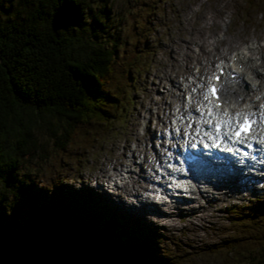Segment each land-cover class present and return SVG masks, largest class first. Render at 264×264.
Instances as JSON below:
<instances>
[{
  "label": "trees",
  "instance_id": "1",
  "mask_svg": "<svg viewBox=\"0 0 264 264\" xmlns=\"http://www.w3.org/2000/svg\"><path fill=\"white\" fill-rule=\"evenodd\" d=\"M159 1L125 0L132 21L114 30L107 0H20L12 10L0 0V14L12 17L0 16V203L9 187L25 214L18 224L0 220V264H178L154 231L117 219L85 191L54 179L38 189L29 173L18 175L34 151L47 152L34 129L46 130L50 150L63 156L121 119L149 64L143 20ZM224 210L230 234L217 250L233 264H264V201Z\"/></svg>",
  "mask_w": 264,
  "mask_h": 264
},
{
  "label": "rangeland",
  "instance_id": "2",
  "mask_svg": "<svg viewBox=\"0 0 264 264\" xmlns=\"http://www.w3.org/2000/svg\"><path fill=\"white\" fill-rule=\"evenodd\" d=\"M248 2L160 0L154 14L143 20L149 28L144 35L149 45V64L136 81L131 103L123 110L121 119L112 122L108 130L97 132V138L85 137L90 139L89 144L67 146L63 153H68V156H60L50 150L46 130L34 129V137L46 143L47 152L39 155L38 151H34L29 161L22 162L18 175L29 173L38 189L45 188L46 181L54 179L60 189L77 193L85 191V197L97 198L92 200L104 209L112 210V216L117 219L131 220L142 228L154 231V235L160 237L155 241L175 255L178 264H233L229 255L224 259L222 252L216 248L230 234L224 207L230 203L239 207L250 206L256 199L264 201V179L252 181L233 177L226 186L203 184L198 190H193L191 200L179 199V204L172 200L167 205V210L172 211L159 205L165 210L163 215L158 207L156 209V204L141 202L138 197L154 194L144 190L154 186L151 180L157 179L153 168L158 169L159 174L162 168L155 161L154 155L157 159L159 155L154 153L150 144L158 140L162 127L172 122V113L183 102L188 78L195 75V69L200 66L201 72H209L212 69L209 65L215 63L217 57L227 58L224 52L230 55L232 50L238 49L243 53L249 45L251 57L262 55L264 59V0H254V5L249 8ZM18 3L20 0H7L3 9H15ZM97 3L98 0H93L91 6L96 7ZM107 4V14L112 21L114 19V30L118 24L123 25L124 30L128 29L134 13L124 11L125 0H107ZM0 16L3 19L7 16L12 18L5 10ZM254 63L258 64V69L264 68V60L251 65ZM248 72L245 69V74ZM259 79L264 82V73ZM192 109L193 105L188 111ZM59 165L61 170H58ZM110 172L119 175L112 189L106 191L93 186V179L104 178ZM23 188L24 184L15 187V190L22 191ZM8 189L0 203V220L11 218L14 224H18L25 220L24 203L20 202L19 195L10 193ZM135 189L142 191L139 195H131ZM127 191L131 193H125ZM113 192L124 195L121 202ZM248 199L253 201L248 204Z\"/></svg>",
  "mask_w": 264,
  "mask_h": 264
},
{
  "label": "snow or ice",
  "instance_id": "3",
  "mask_svg": "<svg viewBox=\"0 0 264 264\" xmlns=\"http://www.w3.org/2000/svg\"><path fill=\"white\" fill-rule=\"evenodd\" d=\"M250 53V45L243 53L233 52L228 56L224 52L226 59L217 57L219 62L209 65L214 69L210 75L196 68L195 75L188 78L185 106L195 103L198 113L196 117L187 113L189 123L183 129V137H191V148L201 143L204 148L235 151L237 155L242 153L249 157L250 151L244 149L252 150L255 143L254 150L264 152V86L256 74H245L251 61L259 62L260 57H251ZM258 72L264 73V68ZM177 111H180L179 106ZM236 145L242 147L236 148ZM251 158L256 159L255 156Z\"/></svg>",
  "mask_w": 264,
  "mask_h": 264
},
{
  "label": "bare ground",
  "instance_id": "4",
  "mask_svg": "<svg viewBox=\"0 0 264 264\" xmlns=\"http://www.w3.org/2000/svg\"><path fill=\"white\" fill-rule=\"evenodd\" d=\"M233 52H238V53H241V52H239L238 50H232V53ZM207 55V54H206ZM206 57V56H205ZM258 57H260V61H263L264 59H263V57H262V55H259ZM189 58H191V57H189ZM209 58V57H208ZM220 58H223V56H221ZM208 60V59H207ZM209 62H210V58H209ZM252 62H257V61H251V63ZM211 63V62H210ZM246 68H248V70H249V73H253V74H256V78L257 79H259L260 78V76H261V74L262 73H259L258 72V64L256 65V63H254V65H251V66H249V67H246ZM263 84H264V82L263 81H261V85L263 86ZM186 94V93H185ZM154 102V101H153ZM165 103V102H164ZM183 104L184 103H182V102H180V105H179V107H180V113H182V114H178L177 113V110L174 112V113H172L173 114V116H176L177 114V116H183V117H186L187 116V113H191V115L194 117L195 116V114L197 113L196 111H195V103H191L189 106H192L193 105V108H194V110L193 111H188L189 110V106H188V108L187 109H185V108H183ZM191 108V107H190ZM239 110V109H238ZM187 112V113H186ZM171 114V115H172ZM168 118H170V116H167ZM160 119V118H159ZM165 120H166V117H165ZM161 121V120H160ZM188 124V123H187ZM186 124V125H187ZM158 155L160 156V154L158 153ZM159 159V158H158ZM151 162V161H150ZM142 172V171H141ZM142 175V174H141ZM233 177H231V179H232ZM152 182H153V180H151ZM232 181V180H231ZM210 182V181H209ZM119 183H120V180H119ZM140 186V185H139ZM146 186V185H145ZM148 188V187H147ZM146 188V189H147ZM142 191V190H141ZM141 191H140V189H135V190H133V192L131 193V191L130 192H125V193H131V195H133V194H135V195H139L140 193H141ZM115 193V192H114ZM121 193V192H120ZM124 193V192H123ZM115 195H116V199L117 200H119L118 202H121L122 200H121V198H122V196H124V195H120L119 193H118V195L120 196H118L117 195V193H115ZM214 197V196H213ZM190 198V200L192 199L191 197H189ZM138 200H140L141 202H144V203H149L145 198H143V197H138ZM123 201H125V200H123ZM178 202V204H179V201H174V203L176 204ZM153 204V203H152ZM154 205H155V203H154ZM172 206H175V205H172ZM157 204H156V209H157ZM159 209H158V211H159V213H161V215H163V213H164V209H160V207H158ZM167 210V209H166ZM167 211H172V210H167Z\"/></svg>",
  "mask_w": 264,
  "mask_h": 264
}]
</instances>
